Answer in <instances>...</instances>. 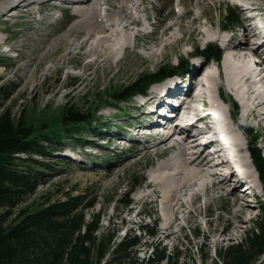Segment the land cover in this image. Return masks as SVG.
<instances>
[{"label": "rangeland", "instance_id": "1", "mask_svg": "<svg viewBox=\"0 0 264 264\" xmlns=\"http://www.w3.org/2000/svg\"><path fill=\"white\" fill-rule=\"evenodd\" d=\"M63 1L68 5L69 1ZM254 1L262 8L264 0ZM27 2H32V12L20 18L23 24L21 23L19 27L10 26V20L17 15L12 18L8 15L4 16V11H0V28L11 36L15 51L13 54H17L14 58L0 54V89H5L2 94L12 116L22 112L33 122L42 118L43 112L47 120L56 119L62 107L72 104L87 109L100 88L106 91L109 87H113L115 82L122 85L139 73L154 70L168 62L175 63L177 58H188V51H191L192 47H203L206 44L207 37L202 35L204 30L210 29L211 34L217 33L222 10L226 6H232L240 12L241 21L247 14L237 5L222 0H126L125 9L119 0H110L101 5L102 9L98 14L103 16L104 13H108L115 21L120 20L122 25L127 24L129 20L134 21L127 31L129 46L125 50H119L116 56L110 57V61L105 57H98L96 63H93V57L82 52L86 49L85 46L60 40L65 34L73 36L78 33L76 27L68 31L70 23L75 18L76 8L59 6L61 0H27ZM184 11L189 12L185 14ZM195 15L199 16L198 21L192 20ZM67 17H70L69 23ZM103 19L102 22L106 24L105 18ZM246 24L247 21L244 20L242 26L231 29L229 34H235V40L240 39ZM175 29H180L179 34L183 36L184 41L175 49L172 46L161 47L168 41L167 35ZM16 31L19 34H32L34 38H42L44 35L49 37L45 44L32 41L24 45ZM217 45L221 52L222 50L224 52L223 45L221 43ZM159 47L162 48V55L150 60L146 58V51L158 52ZM111 49L113 50L112 47ZM111 49L110 51L113 52ZM209 63L208 70L213 73L216 64L211 61ZM187 82L188 79L183 82V79L179 78L178 84L183 86ZM220 86L213 89L210 95L216 98V93L221 96L220 93L223 91L227 98L231 97L236 101L223 84ZM175 89L176 86L171 90L175 91ZM151 90L147 91V95H150ZM140 100L141 98L136 96L129 104H121L122 112L112 108L111 105L102 106L97 116L100 129L97 128L99 132L96 138L83 133L82 138L90 142L78 139L65 144L62 149L60 146L54 148V154L47 160L51 165L49 169L51 176L37 188L32 199L53 191L57 192L54 197H63L62 193L66 190H74V193L88 192L90 196L98 198L93 211L102 214V230L111 226L118 231V238H122L125 234L129 235L130 232L138 235L139 260L148 257L151 252L149 245L152 242L158 249L165 247L167 252L175 249L181 251L182 264H192L191 257L197 264H202L201 254L206 255L211 262L216 257V250L219 251L221 247L225 248L231 243L242 242L247 232L252 230L259 215L258 201L253 204L247 200L246 203L252 213L249 214V219L238 223L231 216L232 210L235 209L233 198L224 197L225 189L211 188L206 196L198 195L191 206L190 202H187L189 208L181 209L178 220L172 224L173 234L170 230L163 231L161 226L165 225V221L159 207L161 192L159 187L148 179L162 159L172 153V147L168 144L155 146L158 137L154 134L148 137L140 134L135 136L140 132L135 126L147 122L150 117L146 115L144 107L138 106ZM227 107L228 105L224 110L225 118L228 117ZM239 112L240 110L238 115ZM245 125L260 133L259 148H264V120L260 121L256 118L249 120ZM128 126L134 127L131 134L126 135L125 128ZM247 139L249 140V137ZM184 143L187 145L186 141ZM73 152L79 155V161L73 162L68 159L78 158V156L72 157ZM102 159H112L107 169L98 164ZM146 163H150V166L145 167ZM143 166L146 180L130 194L132 206L122 207L120 201L124 200L127 175L141 172ZM217 175L221 177L220 174ZM156 187L158 191L154 193ZM258 188L261 189L260 183ZM259 199L264 202V196ZM187 200H190L189 195L186 196ZM27 203L29 202L25 204ZM231 221L234 225L230 224ZM144 224L156 231L153 238H149L140 228ZM225 228L227 229L223 232ZM193 230H198L201 235L193 237ZM254 264H264V254Z\"/></svg>", "mask_w": 264, "mask_h": 264}, {"label": "trees", "instance_id": "2", "mask_svg": "<svg viewBox=\"0 0 264 264\" xmlns=\"http://www.w3.org/2000/svg\"><path fill=\"white\" fill-rule=\"evenodd\" d=\"M239 17L231 6H226L219 24L229 29L238 27ZM69 21L70 17H67ZM193 50L206 60L219 61L221 57L217 44L196 46ZM188 69L189 60L178 58L175 63L168 62L139 73L122 85L115 82L106 91L100 88L87 109L78 104L64 106L56 119L47 120L43 112L36 122L22 112L12 116L2 94L5 89H0V264H182L181 251L167 252L165 247L158 249L152 242L148 257L139 260L138 235L130 232L118 238V231L111 226L102 230V214L93 211L98 198L88 192L66 190L63 197H54L57 192L53 191L29 200L38 185L51 176V165L47 160L54 154V148L60 146L62 149L72 140H84L83 133L97 137L100 129L97 116L102 106L111 105L122 112L121 104L130 103L136 95L146 94L156 82L173 75H186ZM230 100L231 113L235 117L239 107ZM246 129L250 135L249 156L264 191V157L259 148L261 136L252 128ZM68 159L74 162L71 157ZM111 160L102 159L98 164L107 169ZM144 166L148 167L150 163ZM144 166L141 172L127 175L124 200L120 201L122 207L132 206L130 194L146 180ZM257 208L258 218L242 242L216 250V257L211 262L201 254V263L257 262L264 254V202L259 201ZM140 228L149 238L156 234L154 228L145 224ZM200 235L198 230H193V237ZM190 260L197 264L194 258Z\"/></svg>", "mask_w": 264, "mask_h": 264}, {"label": "bare ground", "instance_id": "3", "mask_svg": "<svg viewBox=\"0 0 264 264\" xmlns=\"http://www.w3.org/2000/svg\"><path fill=\"white\" fill-rule=\"evenodd\" d=\"M67 1H69L68 5L65 1L61 0L62 3L59 6L66 5L69 8H76L75 18L70 23L68 31H71L72 28L74 29L76 27L78 28V33L73 36L65 34L60 38L61 41L65 43H77L81 46H85L86 49L82 52H85L84 54L86 55H91L93 57V63H96L98 57H105L110 61V57L114 56L119 50H125L128 48L129 38L127 36V31L130 29V26L134 21L129 20L127 21V24L122 25L120 20L115 21V19H112L108 13H104L103 16L100 13L98 14V11L102 9L101 5L110 0ZM119 1L122 3L121 6L123 9H125L126 0ZM222 1L231 2L237 5V7L244 9L247 12L244 19L245 21L251 20L248 12L253 13L255 16H259V11L264 10L263 8L258 7L254 0ZM31 4L32 2H27V0H2L0 2V11H4V16L8 15L12 18L17 15L16 18L10 20V26L15 28L19 27L22 23L20 21L22 16L31 14ZM40 9H38L39 12ZM188 12L189 11H184L185 14ZM103 18H105L106 24L102 22ZM199 19V16L195 15L192 20L198 21ZM260 22L261 24H264V20L261 17ZM175 30L167 35L166 38H168V41L161 47L165 48L166 46H172L174 47L173 49H175L184 41L183 36L179 34L180 29ZM16 34L20 35L21 41L24 45L31 43L32 41L45 44V41L49 37V35H44L42 38H34L32 34H19L17 31ZM202 35L207 37L206 43L215 42L219 45L221 43L223 45L222 48L224 49V53H226L223 63V74L220 65H217L219 73L218 77H216L211 70H206V72L202 71L198 75L202 77V86L205 87L208 98L210 100H215L216 98L210 95V92L213 89H217V87H221L220 85L223 84L225 89L232 93L234 99L238 103L240 112L239 115L237 114V117H239V120H242L241 122L239 121L241 124H247L250 116H253L255 119L258 118L260 121L264 120V65H259V68L261 69L254 72L250 64V56L254 52V50L250 48V39H259L262 35V31L251 28L250 24L247 23L244 27L242 37L238 40H235V34L225 35L221 34L220 31H217L216 34H211L210 29L204 30ZM135 36L136 35H134V37ZM110 49L113 52H111ZM159 50L160 51L158 52L146 51V58L150 60L156 56L162 55V48ZM209 64L210 63H208V65ZM198 70L199 68L197 69L196 64L194 73L198 72ZM252 76H257L258 80L256 82L250 81ZM186 78L187 77H183V82L187 81ZM178 82L179 81H176L177 90L183 91V86L186 85L182 86L181 84H178ZM166 86L168 89L170 88V84H167ZM190 88L191 84H189L188 90L184 95L185 99L182 100V106L184 109L183 113L185 115L190 114L193 117H197L200 115L199 112L201 111L194 107L195 96L190 92ZM179 94L182 95V93ZM157 95V89L151 90L150 95L147 96L142 107L145 104L154 103ZM199 97L201 98L202 95ZM220 98L222 97L220 96ZM227 112L228 118L234 120L229 107H227ZM174 113H171L170 111L169 114ZM219 113L221 117L219 122L222 126L228 127L225 121L224 109L219 108ZM187 120L188 117H184V122ZM180 125L179 121L175 120L171 122L170 126L163 127L158 130V132L154 133V135H157L158 137L157 141L154 143L155 146L168 144L172 147V153L162 159L161 163L155 167L148 179L151 183H154L155 186H158L161 192L159 195V207L164 215L165 225L161 226L163 231L170 230L171 234H173L172 224L178 220V213L181 209L189 208L187 202L193 203V201L197 199L196 197L200 194L203 195V197L206 196L207 191L211 188L225 189L226 194L224 197L227 199L233 198L232 203L235 206V209L232 210L231 216L235 219L234 221L239 223L249 219V214L252 212L246 203L247 199L245 200V196L247 197L250 195L249 193L254 192L257 187L254 181L250 180L245 181L244 183L234 177V173H231L230 170H226L229 169L228 165L219 158L217 154L218 151L212 147L214 139L209 138L204 142L200 141L208 134L206 129H197L193 124L189 125V123H185L182 126L184 132H178ZM238 128L240 129L241 136L232 135L230 137L231 146L235 149L236 157L239 160L244 161V155L241 154L240 140H244L247 150L249 149V140L247 139L248 136L247 133L244 132L243 127L239 126ZM185 132L194 133L196 140L192 145H185L184 142L186 139L178 140L177 136L180 135V138L182 139ZM247 156H249V153ZM211 168L218 169L219 172H213L210 170ZM217 174H220L221 177H217ZM157 191L158 188L153 190L154 193ZM188 195L190 200L186 201V196ZM230 224L234 225V222L231 221ZM226 229L227 228H225L223 232Z\"/></svg>", "mask_w": 264, "mask_h": 264}, {"label": "clouds", "instance_id": "4", "mask_svg": "<svg viewBox=\"0 0 264 264\" xmlns=\"http://www.w3.org/2000/svg\"><path fill=\"white\" fill-rule=\"evenodd\" d=\"M40 185H43V184H40ZM40 185H38V187H39ZM38 187H37V188H38ZM36 190H37V189H36ZM35 193H36V191H35ZM35 193L31 196L30 200H32V197L35 196Z\"/></svg>", "mask_w": 264, "mask_h": 264}]
</instances>
